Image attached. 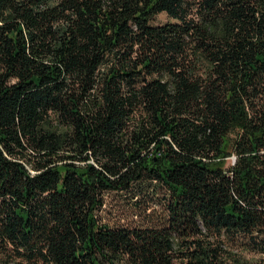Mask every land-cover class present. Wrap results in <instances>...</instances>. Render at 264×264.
Segmentation results:
<instances>
[{
    "label": "trees",
    "instance_id": "16d2710c",
    "mask_svg": "<svg viewBox=\"0 0 264 264\" xmlns=\"http://www.w3.org/2000/svg\"><path fill=\"white\" fill-rule=\"evenodd\" d=\"M0 264H264V0H0Z\"/></svg>",
    "mask_w": 264,
    "mask_h": 264
},
{
    "label": "rangeland",
    "instance_id": "374dc122",
    "mask_svg": "<svg viewBox=\"0 0 264 264\" xmlns=\"http://www.w3.org/2000/svg\"><path fill=\"white\" fill-rule=\"evenodd\" d=\"M166 21L167 17L163 14L157 18L156 23H164ZM119 198L118 196H111L109 198L108 206L101 214L104 222H108L112 225L142 224V218L137 216V213L130 209L128 205L120 203V201H118Z\"/></svg>",
    "mask_w": 264,
    "mask_h": 264
}]
</instances>
